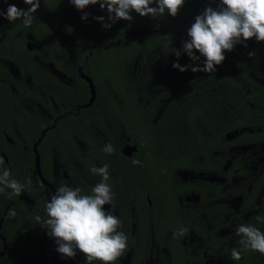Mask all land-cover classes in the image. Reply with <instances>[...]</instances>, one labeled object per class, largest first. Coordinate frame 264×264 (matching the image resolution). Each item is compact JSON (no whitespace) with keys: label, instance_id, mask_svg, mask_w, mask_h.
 <instances>
[{"label":"trees","instance_id":"obj_1","mask_svg":"<svg viewBox=\"0 0 264 264\" xmlns=\"http://www.w3.org/2000/svg\"><path fill=\"white\" fill-rule=\"evenodd\" d=\"M9 2L23 7L19 0ZM41 2L43 13L34 14L30 27H24L21 21L8 23L0 18V128L8 126L10 119H16L25 131L38 136L36 108L31 111L22 106L34 103L31 98L41 80L35 70L39 56L35 40L40 42L38 46L42 44L45 64L57 67L54 56L59 51L58 34L68 33L70 39L81 44V63L87 55L85 67L95 83L96 99L88 108L105 111L108 119L97 116L94 121L103 139L94 133L86 135L84 147L60 141L66 151L64 160L68 175L63 182L89 193V186L100 179L90 169L108 165L112 198L116 200L117 191L121 192L126 248L134 249L133 260L138 264H146L150 248L154 264H264V255L242 250L235 233L240 224H252L264 231V196L257 202L264 182V167L248 182L241 178L227 189L219 184L218 196L212 197H207L206 191H213V184L196 180L185 182L180 178L183 170H193L213 172L229 181L250 171L245 159L247 154L236 155L231 167H223L232 147L264 143V86L256 79L258 65L264 64V42L258 43L251 38L246 47L237 44L232 51L225 52L226 58L215 73L189 70V75L173 94L168 90L176 77L170 75L162 81L159 90L148 93L150 78L173 59L172 62H177L173 49H179L187 39V29L195 16L206 6L216 8L218 0H186L175 17L165 15L153 19L133 12L131 21L119 20L108 29L93 19L104 16L105 21L111 23L107 21L106 10L102 11L98 4L86 8L88 18L82 20L84 13L77 11L68 0ZM4 7L6 5L0 0V8ZM141 28L165 32L144 33L131 41L126 38L131 30ZM26 40L33 45L25 47ZM88 49H91L89 55ZM154 50L157 52L153 55ZM250 52L254 55L249 56ZM137 53L153 61L146 67L145 75L133 82L129 80L128 66ZM178 62L185 65L190 60L181 55ZM29 74L32 85L25 84V76ZM109 88L122 89V92L110 93ZM165 101L167 103L154 121ZM127 142L136 145L131 156L121 151ZM109 143L114 148L111 154L102 150ZM20 151L29 154L17 158L14 152L10 153L4 167L9 168L10 178L25 185L22 193L34 199V213L43 217L48 189L34 170L31 151ZM136 160L140 163L134 164ZM41 170L52 182L50 166L43 159ZM191 189L200 194V202L212 201L214 197L222 200L227 194L241 195L240 206L233 214L235 218L223 215L222 202L214 209L188 208L184 212L180 201ZM10 210L15 215H10ZM216 210L221 212L219 218L212 219ZM1 218L0 264H42V250L43 260L50 261L52 238L37 224L23 199L11 194L8 188L0 192ZM224 226L232 231L221 236L218 231ZM181 227L188 231L183 236L174 235ZM233 247L241 249L239 261L230 258Z\"/></svg>","mask_w":264,"mask_h":264},{"label":"clouds","instance_id":"obj_2","mask_svg":"<svg viewBox=\"0 0 264 264\" xmlns=\"http://www.w3.org/2000/svg\"><path fill=\"white\" fill-rule=\"evenodd\" d=\"M77 11L83 12L82 20H87L86 8L99 5L107 12L104 16H94L105 29L111 28L119 20L131 21L135 12L141 17L153 19L161 16L175 17L186 0H68ZM6 5L0 8V18L8 23L21 21L24 27H30L34 14L41 6V0H19L17 3L2 0ZM187 39L179 49H173L177 62L172 64L181 73L191 70L193 73H215L217 66L225 60V52H230L237 44L247 46V41L255 38L264 42V0H218L216 8L206 6L195 16L187 29ZM186 55L190 63L181 65L178 60ZM254 53H249V56ZM103 152L114 151L109 143ZM4 158L0 157V192L4 188L19 196L25 185L10 178L9 168L4 167ZM139 164L140 161H133ZM90 171L100 179L92 185L91 194H81L79 187L61 184L49 193L44 207L45 215L34 214V219L49 238L56 244L55 251L62 259L74 258L77 250L84 254L86 264L100 261L101 264H115L127 246V236L119 231V218L105 210L104 205L112 201L111 186L108 183L110 173L108 165L92 167ZM10 215H15L13 210ZM188 231L181 227L174 235L183 236ZM235 233L243 251H254L264 255V231L252 224L236 226ZM232 261L241 259V249L230 250Z\"/></svg>","mask_w":264,"mask_h":264},{"label":"flooded vegetation","instance_id":"obj_3","mask_svg":"<svg viewBox=\"0 0 264 264\" xmlns=\"http://www.w3.org/2000/svg\"><path fill=\"white\" fill-rule=\"evenodd\" d=\"M16 1L17 0H15V2ZM43 9L44 4L43 2H41V6L37 10V14L43 13ZM84 12L87 13V10L85 9ZM58 35L59 40L56 42V44L59 48V51L54 56V60L57 63V67H54L51 63L45 64L43 60L44 50L41 46L42 44L38 46L40 42L35 40V46L38 47L37 52L39 53V56L37 55L36 57V62L38 63V66L37 68H35V70L38 72V75L41 77V80L38 84V89H36V94L33 98H31L34 103L30 105H22L24 108H31V111H35L32 109L36 108L34 115L36 116L37 124L40 127L38 131V136L34 137L31 135L32 133L25 131L23 126L21 125V122L17 121L16 119H10L8 126H3L0 128V157H3L4 161L7 162L10 153L14 152L15 157L20 158L29 154L28 152L20 150H30L31 157L34 159V170L39 180L41 181L40 176L35 168V156L37 152L40 158V166L42 159L47 161V165L50 166L53 181L50 182L44 177L43 173L42 175L45 180L53 184L54 190L58 188L61 184H67L71 187H76L69 182H63L64 178L68 179V175L66 170L67 163L64 160L66 158V151L61 147L60 141L67 142L70 145L75 143L81 144L82 147H84L83 141L87 140L86 135L90 136L91 133H94L97 138L103 139V136L100 134L99 129L95 126L94 121L96 120L97 116H100L102 120L108 119V115L105 111L97 112L95 110H92L91 108H88L92 104H88L91 98V90L87 78H90L92 80L94 86L95 83L93 81V78L89 75L87 68L85 67L87 55L84 56V62L81 63V44L79 42H74V40L70 39L68 37L69 34L66 32L59 33ZM32 45L33 43L31 41H25V47H31ZM90 53L91 49H88V55ZM172 61L168 62L164 66V68H168L170 65H172L174 63ZM8 67L9 69H12L9 64ZM46 69H48L49 72H47ZM48 75H51L52 77H47ZM136 80H138V78L133 80V82ZM32 83L33 82L30 74L27 75V77L25 76V84L32 85ZM108 84L109 83L107 81L106 85ZM178 87L179 86H177V88ZM107 91H109L110 93L122 92V89L115 90L113 88H109L107 89ZM93 111L97 113H94ZM76 127H78L79 130L82 131H77ZM50 129H52L51 133H47ZM126 140H129V137H126ZM127 144L134 145L128 142L125 143L121 148L122 152ZM243 145L244 144H242V146ZM236 146L239 147L241 145ZM240 154L245 155L247 153L243 152L238 153L236 155ZM72 155L73 154H71V157ZM229 155L230 156L226 160L223 169L231 167L233 158L236 157V155L233 157V153L231 151ZM247 155L249 158V154ZM248 158L245 157L248 162L247 167L250 169L252 167V160L250 159L249 162ZM257 170L258 168L253 171L252 169H250V171L247 172L245 176H234L232 180L229 181H227L225 177L213 172H195L193 170H183L182 172H180V178L182 181L185 182L196 180L202 181L204 183L206 182L209 184H213V191H206V196L212 197L218 196V192L216 189L219 184L223 185V189H227L228 187L233 186L235 183L240 182L241 178L248 182L251 180L254 174L260 171ZM184 173L186 175L185 177H182ZM42 184L45 185L48 189V194H45L46 199H48L49 193L52 192V190L45 183L42 182ZM263 186L264 182L257 194V202H259L261 196H264V194L260 195V191ZM89 188L91 189V186H89ZM81 194L89 195L91 194V192L89 191V193H85L84 191H81ZM120 195L121 192L118 190L116 193V200H118L116 201L112 198L111 204L104 205V208L105 210H109L111 214L119 218V220L121 221V226L120 228H118V230L123 231V216L122 207L120 206ZM19 198L23 199V203L26 207L30 209L33 214H37L34 213L33 210L36 208V202L34 201V199H31V197L24 193H21L19 195ZM200 198V194L195 192L193 189H191L189 192H186L182 201H180L184 212H186L188 208H193L195 210L202 208L208 210H210L211 208L214 209V207H218V204L222 202L223 207L225 208V210L223 211V215L226 216V218L228 219H234L235 216L233 214L234 212H237V209L240 206L242 196H231V194H227L222 200L217 197H214L212 201L209 202H200ZM198 212L201 213V210H198ZM215 212L216 213L213 214L212 219H218L219 213H221L217 210ZM202 215L205 216V213H203ZM231 231L232 230L229 226H224L218 231V234L223 236L227 233H230ZM50 248L51 258L49 262L43 260L44 251H41L40 254L42 258V264H55L53 257V239L51 240ZM55 253L58 264H86L84 254L80 253L78 250L74 258L68 259H62L56 251ZM152 253L153 251L150 248L148 253L149 259L145 260L146 264H154V260L151 257ZM133 254H135V251L132 247L125 248L122 255L118 258L115 264H138L135 262V260H133ZM98 264H101V262L99 261Z\"/></svg>","mask_w":264,"mask_h":264},{"label":"rangeland","instance_id":"obj_4","mask_svg":"<svg viewBox=\"0 0 264 264\" xmlns=\"http://www.w3.org/2000/svg\"><path fill=\"white\" fill-rule=\"evenodd\" d=\"M164 33L165 31L163 29H153V28H141V29H134L131 30L126 38L131 41L135 37H138L144 33ZM155 51L152 52L154 55ZM156 55V54H155ZM145 57V56H144ZM140 54L135 55L134 59L131 61V63L128 66V73H129V80L133 81L136 78L143 77L145 75V69L147 66H149V63L153 61V58H147L145 59ZM258 71L259 74L256 76V79L264 86V64L258 65ZM190 71H186L181 73L179 70L174 69L172 65H170L168 68H164L161 71H157L155 76H152L150 78L148 85H147V92H155L159 90L163 86V80L170 76H175L176 79L173 81V84L171 86V89L169 88L168 93L171 92V94L175 93V91L178 89L177 86H180L181 83L187 78ZM169 100V99H166ZM167 103L165 101L163 104H161L160 108L158 109V112L156 114V117L154 121H156L164 107V105ZM233 153V157L238 153L246 152L249 154V159L252 160V167L250 169L261 171L264 167V143L259 145H253V144H244L243 146H234L231 150ZM257 170V171H258ZM185 173L182 177H185ZM190 176V175H189ZM264 194V186L262 187L260 191V195ZM225 232V231H224ZM223 232V233H224Z\"/></svg>","mask_w":264,"mask_h":264},{"label":"water","instance_id":"obj_5","mask_svg":"<svg viewBox=\"0 0 264 264\" xmlns=\"http://www.w3.org/2000/svg\"><path fill=\"white\" fill-rule=\"evenodd\" d=\"M88 82H89V87H90V90H91V98L89 100V105L92 104L95 100V96H96V91H95V86L92 82V80L90 78H87ZM136 150V146L135 145H131V144H127L124 149H123V153L130 156L131 153L133 151ZM35 168H36V171L37 173L39 174L40 176V179L43 183H45L46 185H48L50 187V189L52 191H54V187H53V184L49 183L47 180H45L43 178V175H42V171H41V166H40V158H39V155L37 154L36 152V156H35ZM1 222H2V218L0 219V227H1ZM4 243V249H5V242ZM55 247H56V244L53 240V248H54V254H53V257H54V261H55V264H58L57 260H56V253H55ZM4 249L1 253L4 252Z\"/></svg>","mask_w":264,"mask_h":264}]
</instances>
